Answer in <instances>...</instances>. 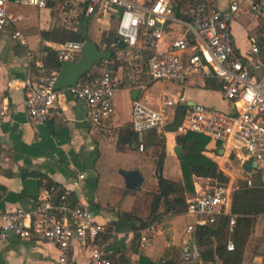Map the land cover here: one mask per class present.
Returning a JSON list of instances; mask_svg holds the SVG:
<instances>
[{
  "label": "crops",
  "instance_id": "1",
  "mask_svg": "<svg viewBox=\"0 0 264 264\" xmlns=\"http://www.w3.org/2000/svg\"><path fill=\"white\" fill-rule=\"evenodd\" d=\"M14 1L10 0L9 12L14 18L21 17L22 20L0 32V108L8 111L0 121V212H12L18 208L27 211L35 209L39 198L50 190L46 186L52 184L55 185L52 187L55 189L52 193L54 202H60L64 192L69 193V203L73 207L91 210L95 221L104 229L94 243H73L71 264H89L90 256L96 249L111 264H140L141 258H147L154 264H183L184 250L192 244V236L187 234V228L195 225L194 217L186 214L173 216L162 204L158 210V222L143 225L149 221L153 197L159 193L157 173L161 156H164L162 176L169 181L182 183L179 158L185 151L181 156L176 155L175 150L181 145L179 137L166 129L150 131L163 139L162 147H157L155 141H151L148 132V139L141 151L139 142L133 136L134 104L140 103L158 111L163 101H172L167 114L169 124L174 121L176 108L180 105L186 106V111L195 105L228 114H236L239 110L224 97L223 89L216 90L209 84L213 82L218 85L220 81L195 73L192 69L184 83L170 82L183 87L178 93L168 88L163 92L153 88L154 83L159 81H153L148 74L150 53L143 44L131 47L120 43L108 50L103 39L110 33L117 39L115 43L118 42L116 16H96L88 18L87 29L89 38L102 51L113 53L109 61H102L99 66L100 71L108 68L115 80L113 115L98 125L93 124L85 103L66 93L57 101L45 124H33L26 112L22 87L27 81H36V63L39 60L44 62L47 55L45 49L57 56L55 50L60 45L44 41L41 33L73 22L78 15H82V11L78 0H47L46 9L41 10L15 5ZM188 1L192 0L177 2V13L184 19ZM209 2L225 9L229 0ZM254 3L259 6V12L254 14L249 11L247 15L238 16L232 23V33L236 56L245 61L253 74L263 79L264 55L258 44L264 39V2L254 0ZM21 9L27 10V13H20ZM17 31L25 44L14 38ZM185 34L186 29L181 25L168 24L161 48L167 49ZM252 43L259 49L256 56L250 54ZM140 66L142 69H139ZM136 90L140 92L134 101L133 92ZM205 156L214 161L229 178L224 185L233 192L239 181H246L258 170L249 171L246 168V164L253 162L235 143L224 146L209 141ZM229 167L241 174L233 176ZM117 171H138L143 178L142 186L136 190L127 189L124 178L123 181L116 179L114 173ZM27 174L34 177H25ZM27 179L39 181L38 198H28L25 188ZM104 181L109 183L112 190L106 198L101 193ZM199 185L215 184L208 179L195 178L194 187ZM151 227L156 228V233L150 237L149 245L142 248L141 237L148 234ZM253 232L244 264L263 263V257L256 256L253 251L255 244H258L254 241L264 236V216L257 218ZM231 236L227 225L223 244L231 240ZM59 257L60 251L56 246L39 238L20 239L10 235L6 241L0 242V264H57ZM217 264L221 262L217 261Z\"/></svg>",
  "mask_w": 264,
  "mask_h": 264
},
{
  "label": "built area",
  "instance_id": "2",
  "mask_svg": "<svg viewBox=\"0 0 264 264\" xmlns=\"http://www.w3.org/2000/svg\"><path fill=\"white\" fill-rule=\"evenodd\" d=\"M10 0H0V32L21 17H13L9 12ZM82 14L93 17L116 16L118 42L131 47L143 44L150 53L148 74L153 81L184 83L190 76L189 70L220 81L224 97L239 110L228 114L195 105L184 114L175 134L185 137L199 134L210 141L224 146L235 143L246 153L248 159L257 163V169L264 171V78L259 79L249 66L236 56L232 23L240 15L258 13L259 6L254 0H229L225 9L213 5L209 0H192L186 3V19L177 13L174 0H78ZM15 5L46 9L47 0H15ZM178 24L186 29L183 38L162 49L165 27ZM14 38L23 44L21 33ZM84 43L68 42L55 50L60 63L79 59ZM251 55H258L256 44H251ZM60 71L48 70L42 60L36 63V81L23 85L25 108L29 120L36 125L45 124L59 99L68 93L84 102L93 124L108 120L114 113L116 84L111 71L104 67L98 76H90L84 84L55 91ZM172 101H163L158 111L135 103L132 113V128L143 151L144 136L154 130H164L169 125L168 109ZM7 109L0 108V121L7 116ZM252 176L246 179L252 185ZM54 188L46 190L33 210L16 209L0 212V242L10 235L20 239L39 238L52 244L60 251L57 264H71V250L74 242L80 245L94 243L104 231L95 221L94 213L83 207H73L69 203V193L64 192L60 202L52 200ZM232 189L227 185L212 187L199 185L188 200L186 215L196 219L195 225L187 228L192 236V244L184 250V262L203 264L200 250L193 242L197 227H207L216 218L228 220V230L234 233L236 216L232 214ZM156 228L148 229L141 237L142 248L150 243ZM194 243V244H193ZM228 251H234V243L227 242ZM89 264H111L98 250L90 256Z\"/></svg>",
  "mask_w": 264,
  "mask_h": 264
},
{
  "label": "trees",
  "instance_id": "3",
  "mask_svg": "<svg viewBox=\"0 0 264 264\" xmlns=\"http://www.w3.org/2000/svg\"><path fill=\"white\" fill-rule=\"evenodd\" d=\"M258 1L260 3L264 2V0H257V2ZM86 21H88V19L83 14L78 15L73 22L67 24L63 23L60 27H56L51 31L42 32V39L57 44H65L68 42H81L85 44L88 41L93 42L89 38ZM103 41L107 49L112 50L111 45L115 43L117 39L114 34L110 33ZM95 45L100 49L97 44ZM258 46L261 49V53L264 55V39L259 42ZM120 47L123 46L121 45ZM45 51L47 55L44 58V63L47 68L60 71L61 63L58 62L56 54L48 49H45ZM241 62L245 64V61L241 60ZM101 63L103 62L98 63L92 71L81 80V84L86 83L90 76H98L100 74L99 66ZM209 84L216 90L223 89L221 83L218 85H214L213 82ZM186 109V106H177L174 121L166 127L167 131L175 132L177 130L182 122ZM149 133L151 134V141H155L154 143H156L157 147H162L164 145L163 139H159L156 133ZM146 135L148 136V134ZM146 135L143 139L144 147L148 139ZM133 136L136 141H138L135 133ZM209 141L207 137L199 134H189L185 137H179V143L184 146L185 151L179 158L183 177L182 183L169 181L162 176V161L164 156H161L157 173L159 193L153 197L150 218L147 223H144V227L148 224L151 225L158 222L160 217L158 210L162 204L173 216L186 214L188 197L195 193V178L208 179L213 184L224 185L229 182V178L219 169L218 165L205 156ZM26 176L29 177L33 175L27 174L25 177ZM251 181V186L247 184V181H239L232 194V214L236 216V225L234 227V233L231 236V241L234 243L235 247L234 251H228L227 243L223 244L225 230L228 225L227 218L218 217L215 222L209 226L196 228L193 234V242H195L200 250L203 264H217V261H220L221 264H244L245 253L253 237L256 220L260 216H264V171L256 170ZM52 187H55V185L48 184L46 186L47 189H51ZM137 237L139 236L137 235ZM256 242L258 244H255V250L253 252L256 256L260 255L263 257L262 264H264V236ZM140 264L154 263L147 258H141ZM169 264L174 263L169 262Z\"/></svg>",
  "mask_w": 264,
  "mask_h": 264
},
{
  "label": "water",
  "instance_id": "4",
  "mask_svg": "<svg viewBox=\"0 0 264 264\" xmlns=\"http://www.w3.org/2000/svg\"><path fill=\"white\" fill-rule=\"evenodd\" d=\"M113 56L112 51H101L93 42L88 41L84 44V48L78 60L61 63L58 80L55 84V91H63L65 89L75 87L81 80L87 76L92 69L102 61H109ZM139 90L133 92V100L136 101V95ZM184 152V146L181 144L175 150L177 156H181ZM246 168L251 171L257 169V163L246 164ZM124 178L125 186L129 190H136L143 184V178L138 171H121ZM27 196L30 199L39 197L40 183L36 179H27L25 181ZM183 264H192L184 262Z\"/></svg>",
  "mask_w": 264,
  "mask_h": 264
},
{
  "label": "rangeland",
  "instance_id": "5",
  "mask_svg": "<svg viewBox=\"0 0 264 264\" xmlns=\"http://www.w3.org/2000/svg\"><path fill=\"white\" fill-rule=\"evenodd\" d=\"M174 1L178 2L180 0H174ZM20 13L25 14V13H27V10L21 9ZM114 26L115 25L113 24L112 27L114 28ZM139 69H142V67L140 66ZM153 88H156L157 90H160L161 92H163L164 90H166V88H168V90H170L171 92L178 93V92L181 91V89L183 87L179 86L178 84H171L170 82L159 81V82L154 83V87ZM229 169L233 172V176L241 174L239 171H236L233 168L229 167ZM120 172L121 171H117V172L114 173V175H115L116 179H122V181H123V177L121 176ZM104 182L105 183H104L103 187L101 188V193H102V196L104 198H106L108 192L109 191L112 192V190L109 189V183L107 181H104ZM212 186H214V185H208V187H212ZM254 242H256V241H254Z\"/></svg>",
  "mask_w": 264,
  "mask_h": 264
}]
</instances>
